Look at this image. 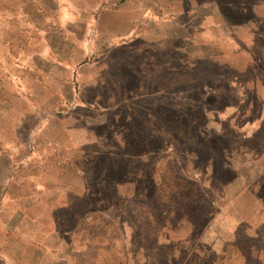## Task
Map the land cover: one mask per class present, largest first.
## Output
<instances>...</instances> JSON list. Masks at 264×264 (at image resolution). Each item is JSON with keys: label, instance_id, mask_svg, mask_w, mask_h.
<instances>
[{"label": "rangeland", "instance_id": "1", "mask_svg": "<svg viewBox=\"0 0 264 264\" xmlns=\"http://www.w3.org/2000/svg\"><path fill=\"white\" fill-rule=\"evenodd\" d=\"M49 1L44 25L71 70L58 69L66 83L47 174L67 198L26 215L34 229L0 235V264H64L70 254L72 264H212L198 247L239 188L227 118L244 89L205 64L185 71L183 39L209 17L251 22L264 0ZM18 3L0 0V13L17 14Z\"/></svg>", "mask_w": 264, "mask_h": 264}, {"label": "crops", "instance_id": "2", "mask_svg": "<svg viewBox=\"0 0 264 264\" xmlns=\"http://www.w3.org/2000/svg\"><path fill=\"white\" fill-rule=\"evenodd\" d=\"M18 2L17 14L0 13V235L6 237L11 230L23 231L25 223L34 229L26 215L39 216L42 206L50 212L67 198L47 168L51 158L56 161L57 88L66 83L58 69L71 70L70 60L66 48L57 46V32L44 25L51 22L44 19L55 3ZM252 16L243 23L209 17L183 39L192 48L184 53L187 70L197 73L205 64L211 75L243 82L244 89L240 107L227 118V129L239 141L234 148L241 160L239 188L215 214L198 247L200 256L201 249L214 256L212 264H264V14ZM19 38L25 49L15 42ZM6 237L0 238L2 257ZM73 261L71 254L63 259Z\"/></svg>", "mask_w": 264, "mask_h": 264}, {"label": "trees", "instance_id": "3", "mask_svg": "<svg viewBox=\"0 0 264 264\" xmlns=\"http://www.w3.org/2000/svg\"><path fill=\"white\" fill-rule=\"evenodd\" d=\"M187 62V60H186V57L183 55L182 57H180V64L182 65V67H183V69L185 70V71H187V72H191L190 70H187V66H186V63ZM177 127V126H176ZM174 130H176L175 128H174ZM232 151H234L235 153H238V152H236L235 150H234V148H233V150ZM225 168L226 169H230V167H229V165H227V166H225Z\"/></svg>", "mask_w": 264, "mask_h": 264}]
</instances>
